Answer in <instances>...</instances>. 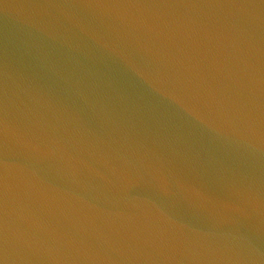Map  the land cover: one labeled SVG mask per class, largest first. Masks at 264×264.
I'll list each match as a JSON object with an SVG mask.
<instances>
[{"label":"water","instance_id":"1","mask_svg":"<svg viewBox=\"0 0 264 264\" xmlns=\"http://www.w3.org/2000/svg\"><path fill=\"white\" fill-rule=\"evenodd\" d=\"M0 264H264V0H0Z\"/></svg>","mask_w":264,"mask_h":264}]
</instances>
